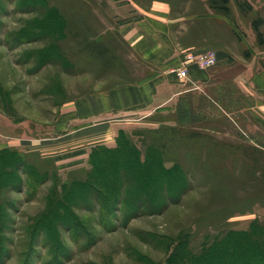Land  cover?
Listing matches in <instances>:
<instances>
[{
    "label": "rangeland",
    "instance_id": "374dc122",
    "mask_svg": "<svg viewBox=\"0 0 264 264\" xmlns=\"http://www.w3.org/2000/svg\"><path fill=\"white\" fill-rule=\"evenodd\" d=\"M155 2L182 45L229 51L219 82L80 165L42 156L64 103L150 71L120 28ZM228 8L0 0V264H264V0Z\"/></svg>",
    "mask_w": 264,
    "mask_h": 264
},
{
    "label": "crops",
    "instance_id": "0c3cea01",
    "mask_svg": "<svg viewBox=\"0 0 264 264\" xmlns=\"http://www.w3.org/2000/svg\"><path fill=\"white\" fill-rule=\"evenodd\" d=\"M120 34L150 71L132 81L75 95L61 106L54 131L33 143L42 156L53 158L59 167L84 163L93 147L112 144L121 130L173 109L185 92L217 84L223 75L222 64L231 55L208 43L182 45L172 33L170 7L162 2L151 4L143 16L124 23ZM188 48L215 49L217 64L210 68L192 65L186 79L178 78L169 70L180 63ZM252 81H264V73H256ZM260 108L264 116V101L251 111L256 115Z\"/></svg>",
    "mask_w": 264,
    "mask_h": 264
},
{
    "label": "built area",
    "instance_id": "2783aa9c",
    "mask_svg": "<svg viewBox=\"0 0 264 264\" xmlns=\"http://www.w3.org/2000/svg\"><path fill=\"white\" fill-rule=\"evenodd\" d=\"M217 62L218 57L215 49L204 51L188 49L185 50L180 63L172 66L169 71L180 79H186L192 65H197L201 68H210L215 66Z\"/></svg>",
    "mask_w": 264,
    "mask_h": 264
},
{
    "label": "trees",
    "instance_id": "16d2710c",
    "mask_svg": "<svg viewBox=\"0 0 264 264\" xmlns=\"http://www.w3.org/2000/svg\"><path fill=\"white\" fill-rule=\"evenodd\" d=\"M221 1L223 2L225 9L228 10L229 9L228 8L229 0H221Z\"/></svg>",
    "mask_w": 264,
    "mask_h": 264
}]
</instances>
